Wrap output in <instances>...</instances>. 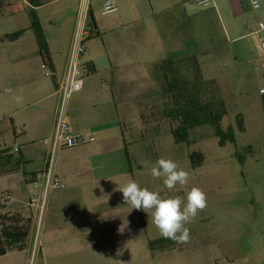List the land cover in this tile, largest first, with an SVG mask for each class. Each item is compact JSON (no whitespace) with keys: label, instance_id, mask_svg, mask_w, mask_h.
Returning a JSON list of instances; mask_svg holds the SVG:
<instances>
[{"label":"crops","instance_id":"0c3cea01","mask_svg":"<svg viewBox=\"0 0 264 264\" xmlns=\"http://www.w3.org/2000/svg\"><path fill=\"white\" fill-rule=\"evenodd\" d=\"M34 2H38L39 6L35 7ZM259 5L260 8L255 10L252 0H213L211 7L203 8L197 5V0H157L162 16L158 21L155 15L143 20L141 30H145L146 37L149 36L151 41L142 34L137 44V53L133 51L130 70H124L126 66L120 55L111 56L109 50L107 54L88 52V43L102 36V30L96 23L99 34L86 43L87 54L84 57L87 60L84 64L88 75L84 78L83 90L76 93L75 100L67 109V120L73 130L87 131L96 140L81 150L79 155L85 157L77 159L73 164L65 156V151L69 149H61L55 156L54 173L67 186L63 190L54 191L57 192L55 194L50 193L47 200L44 217L46 219L49 214L54 221L47 224L53 233L50 238H46L45 264H86L95 260L101 263V249H118L119 246L120 249H142V246L136 248L129 244L130 241L142 244L144 237L149 234L145 218L136 209L128 212L119 210L112 204V195L120 178L134 179L133 169L131 166L126 167L124 159L127 153L123 131L126 138L131 131L144 138L148 136L145 135L141 119L136 122V128L130 126L135 124L132 120L134 105L139 108L156 91L144 82V73L151 67L156 69L159 61L196 56L204 79L217 82L228 111L231 96H245L239 110L245 124L243 134L251 136L253 142H264V94L260 93L264 87V51L256 33L260 25L264 24V0H259ZM6 6L10 8L8 12L3 11ZM42 6V0H0V16H21V21H24L25 15L29 18L28 12L31 9L36 10L39 16ZM91 14L95 20L92 0ZM28 21L30 24V19ZM72 42L73 37L62 49H54L48 43V56L41 55L43 62L52 69L54 86L38 83L28 68H21L24 75H21L19 82L9 87L10 91H14L13 102L18 105L32 99L38 100L31 106L46 103L33 116L34 119L30 115L28 120L22 122L24 130L21 134L28 142L38 137H53L62 100L59 85L67 71ZM23 48H20L17 59H14L19 64H26L28 57L36 55L39 44L37 48L32 47L29 53ZM134 68H141L138 69L142 70L141 73ZM102 73L105 75L99 79ZM19 85L28 88L19 93ZM29 107L24 106L20 110ZM253 142L248 147H256ZM19 148L26 163L21 171L25 172V180L21 181L19 187L22 193H29V201L19 198L18 194L5 211L24 212L33 218V228L36 219H40V212L28 208L31 197L36 194L31 181L34 175L46 171L49 163L31 145ZM129 154L131 158L130 150ZM26 166L31 169L27 170ZM65 204L72 211L73 224H67L64 219ZM83 213L87 216L83 217ZM84 218H87L88 223H96L101 227L100 241L95 243L83 240L88 235L86 232L64 231L66 225L75 228ZM89 235H94V232ZM91 249H98L97 257L100 258L96 259ZM26 251L32 253V249ZM87 252H90L89 257L86 256Z\"/></svg>","mask_w":264,"mask_h":264},{"label":"rangeland","instance_id":"374dc122","mask_svg":"<svg viewBox=\"0 0 264 264\" xmlns=\"http://www.w3.org/2000/svg\"><path fill=\"white\" fill-rule=\"evenodd\" d=\"M42 3L39 17L47 42L54 46V49H62L73 37L79 0H42ZM102 4L103 0H92L95 21L100 31L102 30V36L88 43V52L99 51L107 54L109 50L111 56L120 55L126 66L124 70H130L133 51L137 53V44L142 34L150 40L149 36L146 37L145 30H141L143 20L147 16L155 15V20L158 21L162 16L161 9L157 6V0H117L118 13L103 16ZM9 9L6 6L3 11L8 12ZM28 20L27 15L24 16V21H21V16H0V39L19 30H26L25 35L19 40H0V151L13 149L14 146L24 148L29 144L40 157L46 158L47 163H50L51 146L47 145L46 141H50L51 136L34 138L28 142L21 134L24 130L22 122L28 120L30 115L31 118L36 115L46 103L31 106L38 100L32 99L22 101L18 105L13 102L14 91L9 90V87L14 86V83L21 79V75H24L21 68H28V71L34 74V80L38 79V83L49 86L55 84V79L42 69L44 62L40 48L36 55L28 57L26 64L14 61L21 47H24L23 50L25 49L27 53L33 49L32 47L37 48L38 42L34 32L29 29ZM86 60L85 57L82 59L83 64ZM48 69L52 73L49 66ZM134 69L139 73L142 71L138 70L141 68ZM82 72L86 78L88 75L86 66L82 67ZM146 73L148 76H145ZM146 73H144V82L156 89L149 96L148 100L152 101L159 93L158 74L154 67ZM104 75L102 73L99 79ZM18 88L20 93L28 87L19 85ZM75 97L76 94L69 99L68 105L75 100ZM244 97L238 94L230 97L228 115L221 123L224 130L233 128L236 143L228 142L221 145V140L215 136V130L211 125L198 128L191 136L193 140L191 144H177L169 131L168 123L160 126L163 130L161 134L144 138L137 135V132L131 131L127 137L129 147L131 146L129 150L134 180L142 187L157 191L162 196L179 195L184 197L185 201L186 193L192 187H199L206 193V208L199 211L197 216L186 224L190 230L189 242L178 244L177 249L168 251L150 249V242L164 237L151 222L149 215L139 210L146 220L149 234L144 237L142 244L130 241L129 246L136 248L142 246V249H120V246L118 249H101L102 262L98 263L95 260L86 264H264V142H253L251 136L243 134L238 129L237 117ZM24 106L30 107L20 110ZM140 113V108L134 105L132 120L135 124L130 126L131 128L137 127L136 122L140 121ZM250 142L256 147L253 149L248 147ZM86 148L88 145L66 150L65 156L73 164L77 159L85 157L79 154ZM194 152H201L204 155L205 161L201 166H193L190 156ZM161 157L172 159L180 168L189 171L191 174L189 183L185 186L177 185L170 191L165 187L162 179H154L150 169ZM124 159L128 168L127 155ZM26 169L30 170L31 167ZM128 179L120 178L112 195V204L122 212H128L131 208L125 204L122 192L117 189L123 185L120 183ZM24 180L25 172L0 176V202L2 203L1 198L4 193H9L12 200L19 194V198L29 201V193H22L19 187ZM64 212L67 224H73L72 211L66 204ZM85 216L87 214L83 213V217ZM86 220L87 218L82 219L75 228L66 225L64 231L86 232L88 235L83 240L95 243L100 241L101 227ZM52 221L54 219L49 214L46 219L44 215L36 219L23 250L25 252L19 251L16 245L8 247V254L0 258V264H45L46 238H50L53 233L47 224ZM93 232L94 235H89ZM27 249H32V253L26 251ZM91 250L96 259L100 258L97 257L98 249ZM86 256L89 257L90 252H87Z\"/></svg>","mask_w":264,"mask_h":264},{"label":"trees","instance_id":"16d2710c","mask_svg":"<svg viewBox=\"0 0 264 264\" xmlns=\"http://www.w3.org/2000/svg\"><path fill=\"white\" fill-rule=\"evenodd\" d=\"M34 6H39L34 2ZM30 27L39 44L41 55L48 56V42L43 32L37 11L28 12ZM92 25L98 36L94 18ZM25 35V30L4 36L2 41H16ZM96 70L94 69L93 72ZM159 81L158 96L152 101L141 103L140 119L145 127V135H158L163 132V123L170 124L169 131L177 144H191L192 134L206 125H211L215 136L221 140V145L236 143L235 132L232 127L224 130L221 127L223 119L228 115L227 103L223 98L219 86L215 81L204 79L201 64L196 56L182 58H167L156 65ZM238 129L245 131L242 115L237 117ZM124 135V145L131 166L128 139ZM193 166H201L205 157L201 152L191 154ZM25 161L20 155L12 153V149L0 151V176H9L23 171ZM132 167V166H131ZM0 203V257L8 253V247L18 246L23 251L31 234L33 218L24 212H8ZM178 244L170 239H159L150 242V249L168 251L177 249Z\"/></svg>","mask_w":264,"mask_h":264},{"label":"built area","instance_id":"2783aa9c","mask_svg":"<svg viewBox=\"0 0 264 264\" xmlns=\"http://www.w3.org/2000/svg\"><path fill=\"white\" fill-rule=\"evenodd\" d=\"M213 0H197V4L203 8L211 7ZM258 8H254L258 10ZM119 8L117 0H104L102 5V15H110L118 13ZM259 35V41L264 51V24H261L256 32ZM96 36L92 25L91 0H80L79 11L77 16V24L73 36L67 71L64 79L59 85V90L62 94V100L58 111V116L55 124L54 134L50 141H46L47 145L51 146V161L46 171L33 176L31 186L36 194L31 197L28 208L38 209L40 218L44 215L48 197L52 191L63 190L66 188V183L62 178L54 173V161L57 152L61 149H74L95 142V137L87 131H75L67 120V109L69 99L76 93L83 90L84 75L82 72V59L87 54L86 43L89 39ZM42 69L47 71V75L52 73L48 69L46 63L42 65ZM264 72V67H263ZM264 94V87L260 90ZM12 153H20V148L14 146ZM2 205L7 207L12 197L9 193L2 195Z\"/></svg>","mask_w":264,"mask_h":264},{"label":"clouds","instance_id":"9594fccd","mask_svg":"<svg viewBox=\"0 0 264 264\" xmlns=\"http://www.w3.org/2000/svg\"><path fill=\"white\" fill-rule=\"evenodd\" d=\"M254 8L259 7V0H252ZM150 174L154 179H162L168 190L177 185L185 186L191 179L189 171L180 168L172 159L159 158L151 167ZM123 200L131 210H143L159 230L160 235L177 244L190 240V230L186 227L207 206V195L199 187H192L185 198L179 195L162 196L157 191L142 187L136 180L128 179L118 189Z\"/></svg>","mask_w":264,"mask_h":264}]
</instances>
